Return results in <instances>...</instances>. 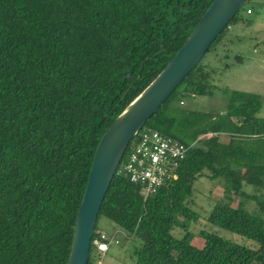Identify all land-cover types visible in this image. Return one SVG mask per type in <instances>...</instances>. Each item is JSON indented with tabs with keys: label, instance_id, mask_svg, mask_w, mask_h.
<instances>
[{
	"label": "trees",
	"instance_id": "1",
	"mask_svg": "<svg viewBox=\"0 0 264 264\" xmlns=\"http://www.w3.org/2000/svg\"><path fill=\"white\" fill-rule=\"evenodd\" d=\"M212 1L0 0V264L66 263L101 136L177 53ZM247 1L140 130L193 144L175 178L143 197L122 172L135 135L101 203L87 264L110 248L95 250L100 234L117 247L126 244L130 264H264L260 97L226 90L218 113L184 106L212 95L219 68L204 64L206 54L220 59L230 31L251 26ZM198 178L222 180L226 199L211 205L205 222L252 247L192 231L200 218L192 200ZM100 217L113 224L111 234L97 228Z\"/></svg>",
	"mask_w": 264,
	"mask_h": 264
},
{
	"label": "water",
	"instance_id": "2",
	"mask_svg": "<svg viewBox=\"0 0 264 264\" xmlns=\"http://www.w3.org/2000/svg\"><path fill=\"white\" fill-rule=\"evenodd\" d=\"M244 2L245 0H213L177 53L103 133L95 149L76 212L65 264H87L101 203L129 143L203 59L211 43Z\"/></svg>",
	"mask_w": 264,
	"mask_h": 264
},
{
	"label": "rangeland",
	"instance_id": "3",
	"mask_svg": "<svg viewBox=\"0 0 264 264\" xmlns=\"http://www.w3.org/2000/svg\"><path fill=\"white\" fill-rule=\"evenodd\" d=\"M253 10V14L247 18L252 20L249 27L236 26L227 35V44L224 45L230 51L227 52L219 48L217 55L220 59L211 61L210 54H206L207 59L204 64H210L219 68V72L212 78V95L196 97L187 100L185 108L191 110H200L205 112L218 113L223 110L226 90L241 91L256 94L260 97L261 108L257 113L258 118H264V0H248L245 4ZM228 54V58L223 55ZM237 55L240 62L234 61L233 56ZM225 63L230 64L226 69H222ZM227 141V137H222ZM247 173L243 170L242 177L245 179ZM245 191L250 193L251 189L245 187ZM193 209L200 214V218L193 226L192 231L198 229L215 232L220 236L226 237L240 245L251 246L250 242L238 238L237 236L227 233L221 229L209 226L204 219V215L214 202L225 201L223 192V181H211L207 178H198L193 183ZM238 197L232 198L231 204H237ZM248 208L254 207L253 202L247 203ZM97 228L111 234L113 224L104 217L97 221ZM193 243L197 246L202 245V240L195 237ZM252 247V246H251ZM126 244L123 247L111 245L108 252L101 256L97 264H130Z\"/></svg>",
	"mask_w": 264,
	"mask_h": 264
},
{
	"label": "built area",
	"instance_id": "4",
	"mask_svg": "<svg viewBox=\"0 0 264 264\" xmlns=\"http://www.w3.org/2000/svg\"><path fill=\"white\" fill-rule=\"evenodd\" d=\"M246 12L249 13L248 10ZM138 133L126 155L122 172L131 182L142 187L143 197L146 198L161 185L175 178V168L193 144L185 146L157 131L144 130ZM112 243L117 241L105 234H100L92 241L95 250L101 254H104Z\"/></svg>",
	"mask_w": 264,
	"mask_h": 264
},
{
	"label": "crops",
	"instance_id": "5",
	"mask_svg": "<svg viewBox=\"0 0 264 264\" xmlns=\"http://www.w3.org/2000/svg\"><path fill=\"white\" fill-rule=\"evenodd\" d=\"M226 45V44H225ZM222 50H225V51H227V52H230L227 48H226V46L224 47H222ZM212 66V65H211ZM214 67H216L215 65H214ZM218 68V67H217ZM219 72V71H218Z\"/></svg>",
	"mask_w": 264,
	"mask_h": 264
}]
</instances>
